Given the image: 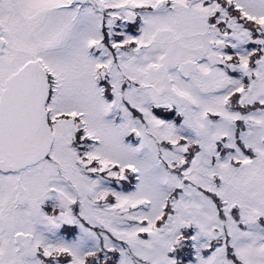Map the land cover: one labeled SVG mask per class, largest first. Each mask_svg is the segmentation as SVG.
Returning <instances> with one entry per match:
<instances>
[{
    "label": "snow or ice",
    "instance_id": "obj_1",
    "mask_svg": "<svg viewBox=\"0 0 264 264\" xmlns=\"http://www.w3.org/2000/svg\"><path fill=\"white\" fill-rule=\"evenodd\" d=\"M0 264H264V0H0Z\"/></svg>",
    "mask_w": 264,
    "mask_h": 264
}]
</instances>
